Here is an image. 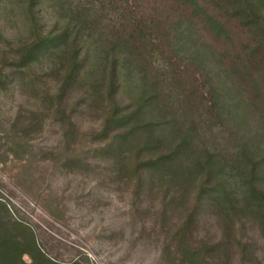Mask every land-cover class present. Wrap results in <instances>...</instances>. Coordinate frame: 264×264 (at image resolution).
I'll use <instances>...</instances> for the list:
<instances>
[{
  "label": "trees",
  "instance_id": "trees-1",
  "mask_svg": "<svg viewBox=\"0 0 264 264\" xmlns=\"http://www.w3.org/2000/svg\"><path fill=\"white\" fill-rule=\"evenodd\" d=\"M43 2L27 0L17 51L0 47V82L6 65L16 78L58 58L48 74L59 82L40 90L65 122L64 159L125 171L143 208L158 196L157 264H249L247 224L264 229V0H57L61 20L48 30ZM82 111H98L100 127L81 130ZM176 205L183 217L170 221ZM0 264L81 263L51 258L0 199Z\"/></svg>",
  "mask_w": 264,
  "mask_h": 264
},
{
  "label": "rangeland",
  "instance_id": "rangeland-1",
  "mask_svg": "<svg viewBox=\"0 0 264 264\" xmlns=\"http://www.w3.org/2000/svg\"><path fill=\"white\" fill-rule=\"evenodd\" d=\"M26 3H0V47L11 55L17 51L20 36L28 35ZM41 9L48 30L60 19V5L57 0H44ZM56 61L55 55L44 56L34 69L16 78L8 76L14 67L6 65L9 72L0 82V199L7 203L14 218L32 227L39 245L58 262L157 264L160 247L153 222L158 217V196H146L150 208H143L133 201L132 184L125 171L117 173L103 158L96 164H86L88 167L64 159L65 122L55 105L51 107L49 101H44L40 90L59 82V73L48 74ZM57 65L62 63L58 61ZM213 72L224 76L220 66ZM72 95L64 105L67 110L74 103ZM19 111L21 117L15 122ZM30 112L38 116L33 126L25 114ZM76 113L81 130L100 127L102 115L98 111ZM183 214L182 206L176 205L170 221L179 220ZM205 216L212 222L205 229L216 231L219 224L214 215L208 212ZM245 233L250 244L244 260L259 264L264 259V229L254 219L248 222ZM231 238L233 255L239 258L240 246L234 235ZM23 257L31 261L28 254Z\"/></svg>",
  "mask_w": 264,
  "mask_h": 264
}]
</instances>
